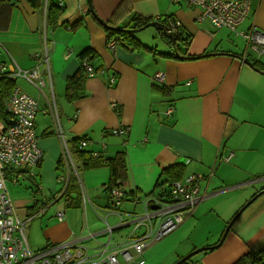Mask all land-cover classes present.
I'll use <instances>...</instances> for the list:
<instances>
[{
  "label": "crops",
  "instance_id": "crops-1",
  "mask_svg": "<svg viewBox=\"0 0 264 264\" xmlns=\"http://www.w3.org/2000/svg\"><path fill=\"white\" fill-rule=\"evenodd\" d=\"M6 1L12 6L5 8L7 16L0 14V46L5 49L4 61L8 58L4 65L10 70L15 62L29 70L38 64L45 82L38 87L37 82L11 78L14 87L37 100L40 111L34 128L44 156L31 170L39 189L37 203L29 188L31 195L25 190L8 192L16 216L30 218L25 230L29 245L41 249L73 243L96 252L121 245L134 225L148 221L153 209L147 201L166 195L175 180L172 167H177L181 168L178 180L191 173L204 176L197 184L199 196L191 216L136 260L172 264L191 249L214 246L230 216L264 190V75L257 71L264 72V52L257 56L246 50L241 36L251 26L264 33V0H250V13L235 32L199 22L197 9L171 0H51L62 4L54 27L46 22L47 0L38 10L28 0ZM133 16L178 19L181 39L176 50L182 58H176L160 37L161 45L141 39L140 34L134 35L136 45L121 38L118 43L116 38L115 47L108 48L106 21H113L114 30L132 29ZM44 33L49 53L42 63L32 55L42 52ZM85 49L91 50L89 61L95 70L105 71L89 76L80 70L84 83L67 97V79L80 69L79 55ZM158 72L163 81L155 79ZM110 76L115 83L108 87ZM55 119L70 160L62 151ZM117 128L128 132L112 133ZM79 138L89 141L80 151L85 156L78 154ZM118 154L125 163L124 178L120 186L111 188L120 189L124 197L114 207L111 188L106 190L108 166H85L90 163L87 156L110 159ZM169 168L171 173L164 174ZM239 187L244 188L238 195ZM225 190L235 192L229 217L199 224L205 218L197 215L212 212L211 207L218 205L216 196ZM57 203L61 206L49 212ZM59 211L63 218L56 217ZM97 221L102 224L95 228ZM198 225L204 238L189 239ZM143 231L138 225L134 234ZM225 236L218 248L205 251L190 264H233L263 246L264 193L244 208ZM119 262L127 264L121 256Z\"/></svg>",
  "mask_w": 264,
  "mask_h": 264
},
{
  "label": "built area",
  "instance_id": "built-area-1",
  "mask_svg": "<svg viewBox=\"0 0 264 264\" xmlns=\"http://www.w3.org/2000/svg\"><path fill=\"white\" fill-rule=\"evenodd\" d=\"M171 1L184 2L186 6L197 9L198 17L196 19L199 22L208 21L216 28H225L231 32L237 31L236 29L249 15L251 7L250 0ZM160 19L164 20L160 23L166 26V34L179 37L177 31L181 24L178 19H171V16H167L157 17L155 20L159 22ZM241 36L246 43V50H251L257 56L262 55L261 53L264 52V33L262 31L251 26L246 32H242ZM45 37L44 33L42 52L32 55V58L37 62L44 63L48 59L49 49ZM116 38L119 43L120 37H115L113 40ZM113 40L108 42V48L115 47L116 42ZM13 65L8 70L3 62H0V76L25 78L29 83L36 85L35 82H37L38 87L45 85L40 76L38 64L29 70H21L15 62ZM81 66L89 76L104 72V70L96 71L86 59L81 61ZM113 77H108V87L115 83ZM155 79L163 81L164 75L158 72L155 74ZM3 104L7 113V121L0 120V264H120V256L127 264H144L143 259L136 260L135 256L141 255L142 251L152 243L158 242L172 233L184 222L185 218H190L191 210L199 196V185L197 184L204 177L199 173H191L183 180L172 181L166 195H162L159 199H149L147 203L156 205V209L151 210L147 222L142 221L134 225L130 235L119 246L97 251L95 255L88 254V249L81 244L73 243L49 244L44 248L32 251L25 231L30 218L21 219L16 216L13 202L6 190L3 169L4 166H12L32 170L42 163L43 153L38 145V137L34 128V119L39 111V103L35 98L14 87ZM54 122L62 151L65 157L70 160L69 148L66 141L63 140L64 135L59 127V122L57 119ZM127 132V129L112 130V133L117 135ZM88 143V140L79 138L77 140L79 152L85 150ZM91 154L98 156V153ZM123 197L124 193L120 189L111 188L110 201L114 207L120 204ZM62 216H64L63 213L59 211L56 217L63 218ZM138 225L143 226L144 231L134 234ZM105 228L111 234L112 229L108 228L107 224Z\"/></svg>",
  "mask_w": 264,
  "mask_h": 264
},
{
  "label": "trees",
  "instance_id": "trees-1",
  "mask_svg": "<svg viewBox=\"0 0 264 264\" xmlns=\"http://www.w3.org/2000/svg\"><path fill=\"white\" fill-rule=\"evenodd\" d=\"M29 3L31 4V6L33 8H35V10L41 9L42 7V3L43 0H28ZM124 3V2H123ZM122 3V4H123ZM122 4L120 6H122ZM62 4H60V1H58L57 5L53 4L51 2V0H47L46 3V22L48 23V25H50L51 27H54L56 25V23H58V19L62 14ZM11 3L9 1L6 0H0V14L5 17L7 16V12L5 11V8L11 7ZM170 17V16H168ZM134 20H131L134 28H140L142 26H144L145 24L151 22L152 20L149 19H145L142 17H138V16H133ZM107 22V28L108 29L107 32V42H110L111 40H113L116 36L122 38V40H131L132 44L136 45V37L134 40V34H129L128 32H126L125 29H129L126 28V26L122 27V29H118V30H114V26L113 21ZM127 37V38H126ZM163 41L170 46V48L173 51V55H176V58H182L178 52H177V41L178 39H181L179 37H175V41H171L166 35H162ZM183 40V39H182ZM185 44H187L186 42H183L182 45L185 46ZM91 54V50L90 49H85L80 55V60H87V62L90 63L89 60H91L93 57H90ZM182 54H186V52H183ZM188 58H190V56H188ZM84 70V68L80 65V69L77 71V73L73 74L72 77L67 79L66 82V95L67 97H70L73 95V90L74 89H79L83 83H84V77L83 75H81V71L80 70ZM105 71V70H104ZM14 80H12L11 78H6L4 76H0V120L3 121H7V113L5 112L4 109V102L7 101L8 96L11 92V90L14 88ZM40 112V111H38ZM38 114V113H37ZM37 116V115H36ZM36 116L34 119V122L36 120ZM42 150V149H41ZM43 152V151H42ZM84 154L82 152H78V154ZM86 154V153H85ZM84 154V156H85ZM44 156V155H43ZM83 156V157H84ZM87 159L90 161V163H86L85 167H90L91 166H101V165H106L109 168L110 171V181H109V187L106 189L107 191L109 190V188L114 187V186H120L121 181L123 180L124 176H122L123 174V167H124V160L122 158L121 155H117L114 158H110V159H101V158H97V159H92L91 157L87 156ZM60 162V161H59ZM175 168V172H173V177L172 179L178 180L177 178H179L178 175H180L181 173V168H177V167H172ZM172 168L168 169L166 172L164 170V174H170ZM4 172V181H5V186H6V190L7 193L9 192V188L7 186V180H10L11 183L13 184H17L19 182V179L25 180L28 183V187L33 195L34 198V204L37 203V197L39 195V189H38V184L37 181L34 179L33 174L31 175V170L28 169H20V168H15L12 166H4L3 169ZM172 175V174H171ZM170 175V176H171ZM173 180V181H175ZM119 181V182H118ZM10 199L11 196L8 193ZM12 201V199H11ZM13 202V201H12ZM33 204V205H34ZM205 253V252H204ZM187 262V261H186ZM186 262H183V264H186ZM233 264H264V245L260 246V248H257L255 250H251L246 254H243L241 257H239V259L235 260V262Z\"/></svg>",
  "mask_w": 264,
  "mask_h": 264
},
{
  "label": "rangeland",
  "instance_id": "rangeland-1",
  "mask_svg": "<svg viewBox=\"0 0 264 264\" xmlns=\"http://www.w3.org/2000/svg\"><path fill=\"white\" fill-rule=\"evenodd\" d=\"M49 28V27H48ZM158 31L155 29V28H153V27H147V28H145V29H143L142 31H139L138 33H134V35L135 34H140L139 36H140V38L141 39H151L152 41L153 40H156L155 42L157 43V44H162V43H159L160 41H159V37H160V35H159V33H157ZM127 38V37H126ZM4 47V46H3ZM4 51H5V49L4 48H2L1 46H0V62H3V65L5 64L4 62L5 61H8V58H6V60L4 61ZM12 61V60H11ZM5 67H7L6 65H5ZM19 67V66H18ZM20 68V67H19ZM21 70H23V68H20ZM17 81V83L20 81V79H17L16 80ZM16 85V84H15ZM28 185V183H27V181H25V180H22V179H19V182L17 183V184H13V183H11V181L10 180H7V186H8V188H9V190H10V194L11 195H13V193L14 192H16V191H27V186ZM244 187H239V188H237L236 189V192H237V194L239 195V193L241 192V190L243 189ZM27 195H31V193L29 192V191H27ZM233 196H235V192L234 191H228V190H225V191H222L221 193H219L218 194V196H216V198H217V203H218V205L215 207V206H212L211 207V209H212V212L211 211H209V210H205V211H203L202 212V214H198L197 215V218H205V219H203V220H200V222H199V224H201V223H206V222H208L210 219H213V220H216V218H228L229 217V213H230V209H232L234 206H231L230 207V205L233 203ZM251 198V197H250ZM249 198V199H250ZM248 199V200H249ZM247 201V200H246ZM60 203V202H59ZM59 203H57L56 204V206L55 207H53L51 210H49V212H52V211H54L55 209H57V206H61ZM244 204V203H243ZM242 204V205H243ZM202 206L204 207V208H207L209 205H208V203L207 202H204V203H202ZM241 207V206H240ZM238 209V208H237ZM236 213V212H235ZM234 213V214H235ZM233 214V215H234ZM232 217L230 216V219H231ZM101 224H102V222H96V223H94V227L96 228V227H99V226H101ZM29 232V231H28ZM198 235V237H200L201 239L202 238H204L203 237V235H205L204 234V231H203V227L201 226V225H198V227H197V230L194 232V233H192V235L191 236H189L190 238L189 239H191V238H194L195 236H197ZM27 239H28V236H27ZM28 242H29V240H28ZM30 243V242H29ZM28 243V244H29ZM30 246V248L32 249V251H36V250H38L35 246H33V244H30L29 245ZM84 248H87L88 249V254H90V255H95V253H97L96 252V250H94L93 248H89L88 246H84V245H82ZM201 247V246H200ZM197 248H199V247H197ZM194 249H196V248H194ZM193 249H191L189 252H191ZM189 252H187V253H189ZM205 251H201V252H199V253H197V254H195L194 256H192L191 258H190V260H187V262L186 263H188V264H190L191 262H194V260H198L201 256H203V253H204ZM186 253V254H187ZM186 254H184V255H186ZM183 255V256H184ZM182 256V257H183ZM180 259V258H179Z\"/></svg>",
  "mask_w": 264,
  "mask_h": 264
},
{
  "label": "water",
  "instance_id": "water-1",
  "mask_svg": "<svg viewBox=\"0 0 264 264\" xmlns=\"http://www.w3.org/2000/svg\"><path fill=\"white\" fill-rule=\"evenodd\" d=\"M89 8L91 9V5L89 2ZM104 25L106 26V24L104 23ZM147 27H153L155 28L160 35L161 40H163L162 35H166L171 41H175V37L172 34H166V26L158 21H151L147 24H145L144 26L140 27V28H132V29H127L126 32H128L129 34H133V33H137L139 31H142L143 29L147 28ZM257 69V68H256ZM258 72L262 73L264 75V72L260 71L257 69ZM264 193V190H261L260 192H258L257 194L253 195V197L248 200L241 208H239V210L234 214V216L230 219V221H228L227 226L225 227L222 235H220V239L218 240V242L211 247H199L196 249H193L191 252H189L188 254L184 255L183 257H181L179 260H177L176 262L172 263V264H183V262H186L188 259H190L192 256H194L195 254L201 252V251H207L210 249H214V248H218L224 241L225 239V234H227V232L229 231V228L232 225V222H234L235 220H237L238 216L242 213V211L244 210V208H246L254 199H256L258 197V195H262ZM157 206L152 205L151 208L155 209Z\"/></svg>",
  "mask_w": 264,
  "mask_h": 264
}]
</instances>
